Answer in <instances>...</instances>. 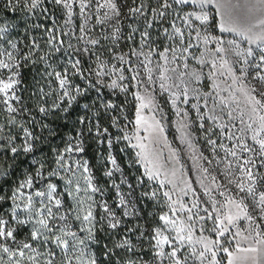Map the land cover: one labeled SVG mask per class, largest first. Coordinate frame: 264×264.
<instances>
[{"label":"snow or ice","instance_id":"1","mask_svg":"<svg viewBox=\"0 0 264 264\" xmlns=\"http://www.w3.org/2000/svg\"><path fill=\"white\" fill-rule=\"evenodd\" d=\"M0 11L31 20L17 33L0 18V159L26 158L0 165V264H264V0H0Z\"/></svg>","mask_w":264,"mask_h":264},{"label":"trees","instance_id":"2","mask_svg":"<svg viewBox=\"0 0 264 264\" xmlns=\"http://www.w3.org/2000/svg\"><path fill=\"white\" fill-rule=\"evenodd\" d=\"M5 17L7 18L9 23L16 25V32L17 33L23 32L25 24L31 23V20L29 19V17L25 16L23 13H20V12L12 13V12H7V11H0V18H5ZM92 95L94 97L95 93H93ZM107 95H108L107 90H105V96L107 97ZM128 108H129V116L131 118V115H132L131 110L133 108V104L131 102L129 103ZM56 142L59 143L60 141L57 140ZM121 148H124V152L120 151ZM113 151H114V154L117 156L118 161H120L122 163L125 174L127 175V179L130 182H132L133 184H135L136 176H138L140 174V172L138 170L139 166L129 168L127 165V160L133 158V150L130 148H127L125 146V142H121V143L114 146ZM100 153H103L106 155L104 147L100 146V145H96L93 142L92 151L89 154V159L91 160V162L94 166L97 178L101 181V183H104L107 180V178L102 177V172L104 170V165L106 162L102 160ZM27 159L30 160V157ZM25 160H26L25 157H21L20 160L15 161V162H13L10 159H0V165H13L14 164L15 166L23 168L25 166ZM116 177H117V180L119 181L120 174L117 173ZM121 187L124 191H128L126 186L122 185ZM5 190H7V187L5 188ZM139 192H140V189L133 192L132 195H133L134 199H142L139 196ZM114 195H115L114 191L109 189V191L107 193V197H114ZM140 207L143 208L144 206L140 205ZM144 210L148 211L149 209L144 208ZM129 223H131V220L129 221Z\"/></svg>","mask_w":264,"mask_h":264},{"label":"rangeland","instance_id":"3","mask_svg":"<svg viewBox=\"0 0 264 264\" xmlns=\"http://www.w3.org/2000/svg\"><path fill=\"white\" fill-rule=\"evenodd\" d=\"M221 35H224L230 38V34L223 33ZM165 111L168 113L167 121H166L167 139L171 143L172 147L177 148L179 150L181 162L184 164V167L186 170V175L192 179L193 184L195 185L198 179V174L196 170L197 162L192 158L193 156L192 152L188 150L186 146L181 142L180 133L177 131V128L175 125L176 117L173 111L167 105H165ZM197 135H199V133H197ZM157 147L163 149L164 156L168 155V148L165 147L163 144L158 145ZM198 147L200 148V150L204 149V144L202 141L198 142Z\"/></svg>","mask_w":264,"mask_h":264}]
</instances>
